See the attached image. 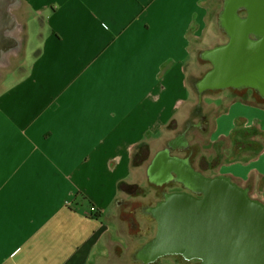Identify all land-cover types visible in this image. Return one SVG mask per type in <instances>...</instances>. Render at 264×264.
<instances>
[{"label":"crops","instance_id":"1","mask_svg":"<svg viewBox=\"0 0 264 264\" xmlns=\"http://www.w3.org/2000/svg\"><path fill=\"white\" fill-rule=\"evenodd\" d=\"M21 1V23L33 16L40 34L32 64L0 77V264H90L115 235L138 242L125 217L138 225V180L175 177V126L205 105L189 66L214 0ZM240 120L264 131V110L237 100L211 141ZM257 162L224 171L245 179Z\"/></svg>","mask_w":264,"mask_h":264},{"label":"flooded vegetation","instance_id":"2","mask_svg":"<svg viewBox=\"0 0 264 264\" xmlns=\"http://www.w3.org/2000/svg\"><path fill=\"white\" fill-rule=\"evenodd\" d=\"M242 12H238L237 16H241L243 19L249 17L248 11L247 13ZM260 18L264 23V17ZM251 25L254 26L255 22L247 23L246 33L243 37L254 35V29L249 27ZM232 33L233 32H227L221 25L216 31V34H212V41L208 42L207 38L210 37L209 35L211 34H207V45L200 49H195L194 51L196 61H193L189 66L190 74L192 78L194 77L192 80L193 86H195L199 94L204 97L205 105L201 103L198 107L192 106L190 112L186 114L187 116L184 118V121L175 126V144L173 151L175 177L167 178V186L163 187L162 177H155L159 183L158 186L152 184L149 179L143 182L138 180V193L144 196L143 199H138V225H135L137 222V217L135 215H130V217L125 216L128 218V222H130L132 228L137 227L138 242H135V244L130 242L125 250H117V253L114 255V260L118 264H222L217 260L223 258H219V254L216 255L215 260L208 261L207 263L204 262L200 254H190L187 249V247L190 248V246L185 241L182 242L181 247L178 249H173L167 242L158 243L157 236L160 230L163 228L167 230L169 227L168 224L172 222L173 204L161 205L167 201L170 195L186 194L191 196L196 203L194 207L195 212L202 213L207 209L214 210L213 207L207 208L202 205L204 196L196 187L200 179L199 175L206 177L224 175L225 178H229L232 183L236 184L238 189L240 188V190L249 194L253 202H259L264 205V201L259 196L255 195L257 189L263 190L262 187H258L256 179L259 181V176V183H261L264 174H256L255 171L257 170H252L245 179H242L235 177L231 171H224L231 166L222 165V155H225V151H228L226 149L228 148L226 137H220L218 140L219 142H216V145H214V148L217 149L214 159L211 155L212 152H210L212 149L204 147V144H206L210 138V132L214 128L213 121L216 116L223 111H227L235 101L241 100L246 104L264 110V78H261L260 81L256 83L252 78V76L264 75H251L249 71L245 69L239 71L238 68L234 69L233 67L224 70L222 64L223 52L227 51L228 54L233 55V50H238L239 46L241 47L240 42L236 43L233 40L235 35H232ZM212 48L216 50V54L213 57L202 59L198 56L200 52H207ZM13 58L14 57L11 59ZM236 60L238 61V57H236ZM10 64L0 63V77H2V70L8 68ZM4 65L6 66L5 68H3ZM212 69H214V72L210 71ZM196 76L201 78L199 80L200 82L196 81ZM194 108L197 109L196 112H194ZM249 129L252 130L253 127ZM184 131H187V133ZM184 135L192 140L190 148L184 144V139H181ZM229 135H231L233 139L235 131L233 130ZM234 143L235 145L231 150V157L239 154L241 150L248 151L249 144L248 142H244L242 138H240V141L235 139ZM219 148L223 149L224 152L219 154ZM250 150L252 152L248 151V156H252L253 152H256L255 150H258V148L252 147ZM178 157L183 159H177ZM141 158H144L141 160V163L145 164L149 162L148 158H145L143 155ZM212 170L216 173L210 175ZM140 203L142 205H140ZM251 205L253 209L249 211V213L254 212L257 219L254 220V224L247 223L246 221L241 224V231L247 228L251 229L248 238V257L239 260L240 262L235 258L237 241V237L234 236L235 233H232L228 238L230 239L229 243H227V236L219 238L224 239L227 244L233 247L230 254L225 253L227 264H264V211L255 207L252 203ZM161 207L164 208L161 210ZM221 208L224 209V207ZM235 208V205L232 204L231 210ZM215 210V212L220 214V227L223 226V223L228 225V221H230L232 232H235V229H239L236 220L237 212L231 211L229 215L225 211L221 213L218 207H216ZM151 213L152 216L150 217ZM156 213L161 214L163 219L161 220L158 215L156 216ZM261 218L263 221L260 220ZM152 228L153 232L150 235V230ZM140 237L144 240H141Z\"/></svg>","mask_w":264,"mask_h":264},{"label":"rangeland","instance_id":"3","mask_svg":"<svg viewBox=\"0 0 264 264\" xmlns=\"http://www.w3.org/2000/svg\"><path fill=\"white\" fill-rule=\"evenodd\" d=\"M216 5L218 7V0L213 1L210 8L211 11L208 15L209 20L206 36L207 34H211L209 35L210 37L207 38L208 42L213 40L212 34H216L217 31L216 27L214 26L213 19L215 16L213 15V11H215ZM258 7L264 13V0H257V5H254L255 10L250 12V19L253 18V15H260V10ZM16 14L19 21L22 22L23 18L21 14L19 12H16ZM25 22L26 29L19 34V36L25 40L23 51L20 54L21 56L11 59V64L7 69L2 70V72L5 71L3 72L4 76H11L12 74L15 75V68L11 69V67H14V65L16 66L24 63L25 66H30L34 60L35 51L37 50L36 48L39 44L40 24L39 20H34L33 16L31 15L26 17ZM255 22L254 35H250L249 38H245L243 37V34L245 33L244 20L241 16H237L235 26L236 32L233 40L236 43L240 42L241 47L239 46L238 50L234 49L233 55L228 54L227 51L223 52L222 64L224 70L233 67L234 69L238 68L239 71L245 69L249 71L251 75H264V23L261 18H257V16L255 18ZM204 39H206V37H203L201 40H199V42H197L198 44H195V46H205L206 41ZM215 54L216 50L215 48H212L207 52H200L198 56H200L202 59H208L213 57ZM193 56H195V54ZM236 57H238V61L236 60ZM26 61H29L28 65L25 63ZM210 71L214 72V69ZM252 78L256 83L260 81L261 78H264V76H252ZM3 83L4 82L1 81V84ZM215 124L216 123L214 120V127ZM251 127H253L252 130L249 129ZM236 130L238 131L235 132L233 139L231 138V135L226 137L228 142V148L226 149L228 151H225V155H222V165L229 166L238 162L248 164L252 160H261V162H257L259 163L258 166L260 167H256L257 171H255L256 174H261V170L264 172V169L261 168V165H264L262 161V156L264 155V131L262 130L261 123L257 122L255 125L248 126L246 120H240L236 125ZM184 132L187 133V131ZM240 138H242L244 142H248L249 152H252L250 150L252 147H255L256 149L258 148V150H255L256 152H253L252 156H248L247 150H241L239 154L231 157V150L235 145L234 140L237 139L240 141ZM181 139L185 140V135ZM214 145H216V142L211 141L210 138L208 142L204 144L205 148L212 149L210 152H212L211 155L213 159L216 157L217 151V149L214 148ZM223 152L224 150L220 149L219 154ZM215 173L216 172L212 170L210 175ZM258 180L260 181L259 176ZM259 181L256 179L258 187H262V191H264V176H262L261 183H259ZM223 189H228V186L224 184ZM255 195H257L256 192ZM260 197H263V192H261ZM228 201L229 199L227 198L221 200L219 196L209 194V196L203 199L202 205L209 208L217 206L219 202L224 203L222 205H224L225 212L230 215L231 206L229 203L231 201ZM161 205H172L173 215L171 218L172 222L171 224H168L169 227L167 230L164 228L160 230L159 235L157 236L158 243L167 242L173 249H178L181 247L182 242L185 241L190 246V248L187 247L189 253L200 254L205 263L215 260L216 255L219 254V258H223L217 260L222 264H227L225 253L230 254L233 248L232 245L230 246L227 244L230 242V239L228 238L232 235V233H235L234 236L237 237L236 252L234 249L235 254H238L239 256L249 255L248 238L250 236L251 229L247 228L242 232H239L235 229V232H232L230 221H228V225H225L223 222H221L223 223V226L220 227V214L211 209H207L202 213L195 212L194 207L196 206V203L194 202L193 198H191V196L186 194H172L168 197L167 201ZM163 208L164 207H161V210ZM157 215L161 218V220L163 219L161 214L156 213V216ZM222 236H227V243L224 239H219ZM114 239L116 242H118V244H114L112 250L111 248H106L104 245L99 247L96 250V254L94 255L90 264H118L114 260V255L117 253L118 249H122V246L127 248L128 245L126 241H119L118 235H115Z\"/></svg>","mask_w":264,"mask_h":264},{"label":"water","instance_id":"4","mask_svg":"<svg viewBox=\"0 0 264 264\" xmlns=\"http://www.w3.org/2000/svg\"><path fill=\"white\" fill-rule=\"evenodd\" d=\"M254 5H257V0H223L222 9L217 17L220 26L222 25L227 32H233L232 35H235L238 12L243 11L242 13H247L248 11L249 17L243 19L246 33L248 22H255L256 16L257 18L264 17L263 11L258 7L260 15H253V18L250 19V12L255 10ZM21 6V0H0V63L9 65L11 58L19 56L23 51L25 40L21 38L19 34L25 31L26 27L19 21L16 14V12L20 10ZM249 27L255 30V25H251ZM245 38L249 37L245 36ZM5 67L6 66L4 65L3 68ZM199 176L200 179L196 187L204 198L209 196V194H212L219 196L221 200H224L225 198L229 199L228 202L231 201L229 203L230 206L232 204L235 205L236 208L231 211L237 212L236 220L239 225V229H236L237 231H243H241L242 222L246 221L247 223L254 224V220L257 219L254 212L249 213V211L253 209L251 203L255 207L264 211V205L259 202H253L249 194L240 190V188L238 189L236 184L232 183L229 178H225L224 175H217L215 177ZM224 184L228 186V189H223ZM222 204L224 203L219 202L217 206L213 207L214 211H216L215 209L218 207L221 213L224 212L225 209L221 208L224 207ZM260 220L263 221L262 218ZM247 257L248 255L239 256L236 254L235 258L238 262H240L239 260Z\"/></svg>","mask_w":264,"mask_h":264},{"label":"built area","instance_id":"5","mask_svg":"<svg viewBox=\"0 0 264 264\" xmlns=\"http://www.w3.org/2000/svg\"><path fill=\"white\" fill-rule=\"evenodd\" d=\"M60 205L64 208L66 207H70L72 208L73 206L76 205V200L70 197H64L63 199H61L59 201ZM93 213L94 214H98V210L97 209H93Z\"/></svg>","mask_w":264,"mask_h":264},{"label":"trees","instance_id":"6","mask_svg":"<svg viewBox=\"0 0 264 264\" xmlns=\"http://www.w3.org/2000/svg\"><path fill=\"white\" fill-rule=\"evenodd\" d=\"M238 131V130H235V132Z\"/></svg>","mask_w":264,"mask_h":264}]
</instances>
